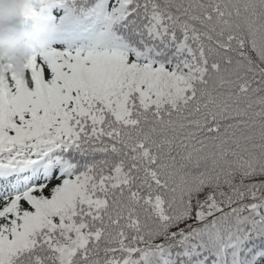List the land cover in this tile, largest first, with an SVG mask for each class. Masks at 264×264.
Masks as SVG:
<instances>
[{
  "label": "snow or ice",
  "instance_id": "obj_1",
  "mask_svg": "<svg viewBox=\"0 0 264 264\" xmlns=\"http://www.w3.org/2000/svg\"><path fill=\"white\" fill-rule=\"evenodd\" d=\"M72 3L0 77V264H264V0Z\"/></svg>",
  "mask_w": 264,
  "mask_h": 264
},
{
  "label": "trees",
  "instance_id": "obj_2",
  "mask_svg": "<svg viewBox=\"0 0 264 264\" xmlns=\"http://www.w3.org/2000/svg\"><path fill=\"white\" fill-rule=\"evenodd\" d=\"M37 8L36 11L45 18L36 28L21 31L28 36V48L38 49L39 52H35L41 58L50 50L74 53L87 49L102 31L97 18L85 15L79 10V4H73L72 0H46Z\"/></svg>",
  "mask_w": 264,
  "mask_h": 264
},
{
  "label": "clouds",
  "instance_id": "obj_3",
  "mask_svg": "<svg viewBox=\"0 0 264 264\" xmlns=\"http://www.w3.org/2000/svg\"><path fill=\"white\" fill-rule=\"evenodd\" d=\"M36 0H0V77L14 73L27 86L32 56L27 34L19 29Z\"/></svg>",
  "mask_w": 264,
  "mask_h": 264
},
{
  "label": "rangeland",
  "instance_id": "obj_4",
  "mask_svg": "<svg viewBox=\"0 0 264 264\" xmlns=\"http://www.w3.org/2000/svg\"><path fill=\"white\" fill-rule=\"evenodd\" d=\"M29 20H30V18H29V19H26V18H25V20H24V21H29Z\"/></svg>",
  "mask_w": 264,
  "mask_h": 264
}]
</instances>
